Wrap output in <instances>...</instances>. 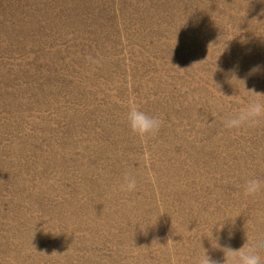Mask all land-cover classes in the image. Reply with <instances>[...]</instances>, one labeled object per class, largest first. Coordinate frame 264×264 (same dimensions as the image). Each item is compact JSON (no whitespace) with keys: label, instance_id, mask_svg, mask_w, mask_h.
I'll use <instances>...</instances> for the list:
<instances>
[{"label":"rangeland","instance_id":"obj_1","mask_svg":"<svg viewBox=\"0 0 264 264\" xmlns=\"http://www.w3.org/2000/svg\"><path fill=\"white\" fill-rule=\"evenodd\" d=\"M253 90L264 0H0V264H264V121L223 123Z\"/></svg>","mask_w":264,"mask_h":264},{"label":"clouds","instance_id":"obj_2","mask_svg":"<svg viewBox=\"0 0 264 264\" xmlns=\"http://www.w3.org/2000/svg\"><path fill=\"white\" fill-rule=\"evenodd\" d=\"M254 91V90H253ZM256 96L248 99L247 103L234 114H232L224 123V127L231 130H240L242 128L256 127L264 121V93L254 91ZM128 125L133 133L141 138L147 135L156 134L162 124V121L156 117L147 115L136 105L130 102L126 114ZM121 190L132 192L136 190L137 181L135 177L126 174L124 183L121 184ZM262 182L257 178H250L245 181V196H253L261 191ZM217 247H220L219 245ZM225 254L224 264H262L259 255V245L254 243H246L238 250L231 248H223ZM196 264H219L218 261L212 260L207 252L198 258Z\"/></svg>","mask_w":264,"mask_h":264}]
</instances>
